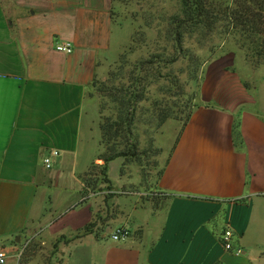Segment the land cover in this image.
<instances>
[{
  "label": "crops",
  "instance_id": "obj_1",
  "mask_svg": "<svg viewBox=\"0 0 264 264\" xmlns=\"http://www.w3.org/2000/svg\"><path fill=\"white\" fill-rule=\"evenodd\" d=\"M112 5L0 0V250L6 264H264V97L227 60L210 68L205 97L187 123L176 121L172 150L160 146L161 174L151 192L170 199L152 236L145 235V207L135 199L123 225L130 238H105L118 210L82 177L100 154V142L89 145L88 114L93 83L115 60L108 56ZM66 43L72 53L58 52ZM234 76L245 88L230 81ZM52 151L60 155L47 169L43 160ZM133 187L120 194L144 195ZM110 193L119 194L113 186ZM228 228L242 255L223 247Z\"/></svg>",
  "mask_w": 264,
  "mask_h": 264
},
{
  "label": "rangeland",
  "instance_id": "obj_2",
  "mask_svg": "<svg viewBox=\"0 0 264 264\" xmlns=\"http://www.w3.org/2000/svg\"><path fill=\"white\" fill-rule=\"evenodd\" d=\"M112 11L115 19L112 49L108 56L111 60L112 58L115 60L109 66L106 76L111 67L117 65L120 55L130 46L136 50L127 54L128 74L137 61L149 59L154 53L177 58L176 62L163 68L162 78L151 86L148 100L140 105L137 113L135 134L140 140V149L149 151L143 158L142 165L140 163L124 165V158L109 163L108 177L114 190L119 193L115 197H108L113 194L107 187L104 173L95 169L97 175L94 177L98 178L99 182L96 190L102 196L107 195L111 209L115 207L114 211L118 210V218L104 229L105 238L111 239V233L128 224V214L133 206L131 201L137 203L135 199L138 200L139 205L145 207L142 215L147 220L144 230L146 237L150 238L161 213V210L155 208L151 199L148 200L149 194L152 193L151 187L160 177V166L163 163L162 154L157 156L156 149L163 146L165 153L172 150L180 128L176 121L186 120L204 99L202 87L212 66L219 67L222 62L234 55L232 67L238 73V77L246 83L249 90L256 94L263 93L264 97V64L255 67L247 59L239 37L236 39L234 36H227L221 26L210 34H187L183 45L180 48L176 47L172 30L169 28V19L180 13V0H114ZM221 68L225 70L226 66L222 65ZM238 77L230 81L237 82L241 87ZM105 79L106 77L97 80ZM242 86L244 87L243 83ZM93 93L95 95L92 96L93 102L89 106L88 114L91 117L92 133L90 132L88 140L89 145L97 147L101 139L99 114L101 98L95 91ZM235 96H239L238 91ZM163 110H168L172 118L167 120L166 125L160 127L158 123ZM103 150L102 147L100 151ZM98 151L99 149L96 152ZM102 163L98 161V164ZM132 187L144 195L139 197L120 194L123 188L132 189ZM139 210L143 209L139 208ZM133 219L131 220L134 221ZM34 264H43V262L36 260Z\"/></svg>",
  "mask_w": 264,
  "mask_h": 264
},
{
  "label": "trees",
  "instance_id": "obj_3",
  "mask_svg": "<svg viewBox=\"0 0 264 264\" xmlns=\"http://www.w3.org/2000/svg\"><path fill=\"white\" fill-rule=\"evenodd\" d=\"M169 23L178 48L183 45L187 34H210L221 26L227 36L239 37L247 59L255 67L264 64V0H180V13L171 16ZM135 50L130 46L120 55L117 65L111 67L106 79H96L93 83V91L101 98L100 149L103 147L104 150L98 155V161L103 163L94 162L82 177L92 190H96L99 183L94 177L97 175L95 169L103 171L107 187L111 190L108 177L110 162L124 158V165L141 164L148 154L149 151L140 149V140L135 134L137 113L140 105L148 100L151 86L162 78L163 68L177 61V58L154 53L149 59L137 61L128 74L127 54ZM233 56L227 59L230 66H233ZM93 91L91 96L95 95ZM191 115L182 122L186 124ZM170 118L169 111L163 110L158 125L162 127ZM156 153L160 156L162 149H156ZM149 195L148 200L151 199L157 210L164 208L170 199L162 192Z\"/></svg>",
  "mask_w": 264,
  "mask_h": 264
},
{
  "label": "built area",
  "instance_id": "obj_4",
  "mask_svg": "<svg viewBox=\"0 0 264 264\" xmlns=\"http://www.w3.org/2000/svg\"><path fill=\"white\" fill-rule=\"evenodd\" d=\"M58 52L70 54L73 51V46L71 43H66L62 45H58L56 47ZM60 155L59 151H52L49 155H47L43 162L47 169L52 168L54 164V160L58 158ZM131 236V231L126 227H122L118 231L112 234V239L114 241H125ZM223 247L226 251L233 253L234 255H242L244 253V249L240 246H235L234 244V233L231 229H226L220 237ZM7 262V254L4 250H0V264H6Z\"/></svg>",
  "mask_w": 264,
  "mask_h": 264
}]
</instances>
